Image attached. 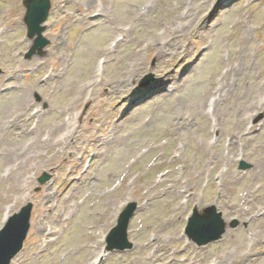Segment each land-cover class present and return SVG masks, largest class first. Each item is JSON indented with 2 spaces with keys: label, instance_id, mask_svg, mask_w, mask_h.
Returning a JSON list of instances; mask_svg holds the SVG:
<instances>
[{
  "label": "rangeland",
  "instance_id": "374dc122",
  "mask_svg": "<svg viewBox=\"0 0 264 264\" xmlns=\"http://www.w3.org/2000/svg\"><path fill=\"white\" fill-rule=\"evenodd\" d=\"M52 3L27 58L23 0H0V228L34 202L12 264H264V0ZM70 116L65 144L37 143ZM132 201L134 246L105 254ZM212 204L227 231L199 246L185 226Z\"/></svg>",
  "mask_w": 264,
  "mask_h": 264
},
{
  "label": "water",
  "instance_id": "95a60500",
  "mask_svg": "<svg viewBox=\"0 0 264 264\" xmlns=\"http://www.w3.org/2000/svg\"><path fill=\"white\" fill-rule=\"evenodd\" d=\"M27 12L25 22L29 29V36L34 37L38 34L36 43L32 50L28 53L31 56L36 49L42 52L44 46L48 44V40L43 38L42 32L45 27L42 23L47 19L51 9V0H24ZM153 75H147L143 79V83H147ZM247 165L243 162L241 167ZM50 178V175L44 173L40 177V182H45ZM135 203H130L122 212L118 224L108 235V247L123 248L130 245L127 242V226L134 209ZM32 204L24 206L19 213H15L7 222L5 227L0 230V264H10L12 258L23 247L24 239L27 236L30 228ZM216 208L212 207L209 215H201L197 212L191 218L188 233L194 238L198 244L207 243L210 240L218 239L225 231V223L220 219L221 214H215Z\"/></svg>",
  "mask_w": 264,
  "mask_h": 264
},
{
  "label": "bare ground",
  "instance_id": "6f19581e",
  "mask_svg": "<svg viewBox=\"0 0 264 264\" xmlns=\"http://www.w3.org/2000/svg\"><path fill=\"white\" fill-rule=\"evenodd\" d=\"M0 32H4V29H2L1 27H0ZM27 97H28V93L26 94V92H23L21 95L18 96V99L15 102V104H16V106L18 108L16 110H19L21 112L20 116H17V119H16L15 123L17 122L18 118H20L22 120V118L25 116L27 110L30 111L32 109L33 105H34V104L30 103V101H27L28 100ZM26 101H27L28 105H30V104L31 105L29 107H27V108H24L25 107L24 102H26ZM19 106H21V107H19ZM32 115L33 116L36 115L39 118V120H40V117L43 115V111L42 110H37ZM74 122H75V117L74 116L73 117L70 116L68 120H64L63 123H59V125L53 126V128H50V130H48L47 128H46L47 130H42L41 132L43 134H45L46 136L43 137V140L38 138L39 142H37V143L40 146H42V147H46V146L48 147V144L51 143V142H52L53 145H59V146L62 145V144H65L64 142L67 140V138H72L73 137V133L78 129V126L75 125V129H74L73 133H71V131H69L68 133L65 134V132H64L65 129H67L69 124H72ZM64 127H65V129H64ZM61 129L63 130L64 133H62V135H60L59 138L56 140L57 134H58L59 130H61ZM41 132H39V133H41ZM0 139H2V138H0ZM3 154L5 155L6 161H8L10 163L12 161V159L14 158V156L19 154V152H18L17 149H13L11 147H6L4 149ZM7 164L8 163L4 164V166H6ZM68 175L74 176V172L71 170V171H69ZM81 176H83V174H81L79 177H77L76 180H80ZM162 181H164V180H162ZM51 234H52V232H51ZM143 260H145V258ZM151 264H152V262H151Z\"/></svg>",
  "mask_w": 264,
  "mask_h": 264
}]
</instances>
